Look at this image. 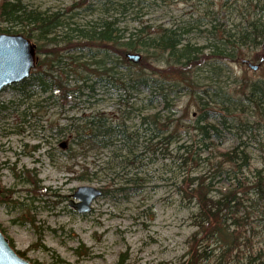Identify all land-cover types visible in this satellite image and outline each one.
<instances>
[{"label":"rangeland","instance_id":"1","mask_svg":"<svg viewBox=\"0 0 264 264\" xmlns=\"http://www.w3.org/2000/svg\"><path fill=\"white\" fill-rule=\"evenodd\" d=\"M24 2L48 13L59 12L72 27L113 20L126 37L140 29L156 34L163 28H189L186 38L196 47L217 44L206 31L213 23L236 33L257 16L256 0ZM79 44L80 49L60 44L62 63L48 65L44 60L29 77L0 92V230L33 264H182L198 229L197 215L206 211L210 198L219 199L235 187L234 165L219 150L246 141L251 164L242 175L236 173V179L253 182V173L264 169V104L258 108L242 100L243 107L220 129L223 141L215 139L218 149L204 155L212 164L191 162L180 146L197 139L194 125L201 110L194 93L203 95L207 103L202 91L212 83L235 97L244 96L238 94L243 85V91L258 82L264 86V49L245 50V57L220 63L212 57V48H203L198 53L202 66L188 69L185 80L173 75L166 54L137 68L121 64L110 79L105 71H92L99 67L94 62L103 58L102 49ZM44 49L48 52L52 47ZM37 57L39 61L44 55ZM244 60L260 68L252 70ZM205 61L216 65V78H211ZM140 73L145 78L179 79L176 90L167 95L170 104L155 89L135 81L124 85ZM54 82L66 85L67 98L61 97L64 91ZM42 83L51 90L45 91ZM155 114L163 131L154 124L146 131L147 123L142 121ZM219 116L214 114L213 119L218 121ZM99 119L105 135L89 137L88 129L83 135L85 122ZM157 132L159 137L148 142L147 137ZM217 163L220 171L215 174ZM198 174L214 177L205 197L193 191L186 179ZM83 186L102 191L86 213L71 206V201H79L73 194ZM236 199L240 203L228 215V223L243 217L246 243L253 252L261 249L264 254V200L250 188L246 193L237 191Z\"/></svg>","mask_w":264,"mask_h":264},{"label":"trees","instance_id":"2","mask_svg":"<svg viewBox=\"0 0 264 264\" xmlns=\"http://www.w3.org/2000/svg\"><path fill=\"white\" fill-rule=\"evenodd\" d=\"M124 1L127 2L128 0ZM254 7L257 16L252 21H248L246 28L240 29L236 33H232L231 29H227L221 23L218 25L213 23L212 29H207L206 31L213 35V40H217V44L213 42L212 44L210 43L211 45H204L203 47L194 46L186 38V35L190 32L189 28H163L156 34H153L149 30L140 29L126 37L119 33L116 22L113 20L105 19L85 24L81 27H72L71 22L62 20L59 12L48 13L46 10L30 7L24 0H0V33L23 34L34 41L37 45V54L44 55V58L39 59L37 66L42 64L44 60H46L48 65H54L58 61L62 63L64 56L62 57L61 51L64 48H61L60 44L68 45L72 49H80L82 46L79 43L84 42L90 47H100L104 53L103 58L94 62L99 66L93 68L92 71L94 73L99 72V70L105 71L111 79L115 76V73L118 74V72H114V68H117L121 64L123 67L137 68L139 65H145L147 60L148 63L152 58H157L158 61V57L161 59L166 54L168 57L167 63H170L175 72L173 75H178L181 77L179 79L185 80L188 69L195 65L197 68L202 66L198 63L200 61L199 58L203 57L199 56L198 53L203 48H212V57L215 60L217 58L221 59L220 63L224 61H236L240 57H245L247 55L245 50L251 52L259 47L260 49H264V0H256ZM46 46H51L52 49L47 52L44 49ZM129 52H143L147 55L143 56L140 64L134 65L126 57V54ZM52 54H54V57L50 56ZM254 55L252 57L258 59V56ZM259 61L262 62V60ZM106 63L111 64L110 68L106 67ZM204 64L210 66L209 73L212 75L211 78H216V72L219 71L216 65L214 63L208 64L206 61ZM102 71L100 73H103ZM179 79L162 80L160 78H145V75L140 73L137 74L135 80L132 78V80L128 79L124 81V85H127L130 81H135L138 86L143 85L149 87L151 90L155 89V93L160 95L166 104H170L167 95H170L171 90L177 87ZM40 80L42 81L41 76ZM165 83H168L167 87ZM52 84H56L55 88L62 90V92L64 91L61 97L67 98L66 94L68 90L65 89L66 85L61 87L62 83L60 82ZM42 85L45 91L46 89L51 90L50 86L46 87L47 84L42 83ZM135 85L134 87H136ZM216 85V83L207 85L202 91V93L208 96L209 101L207 103L203 102V95H199L197 92L194 93L201 110V114L194 125V129L197 131V139L194 143L189 145L182 144L180 146L185 155H190L191 162L207 161L208 165L212 164L210 157L204 155L206 151L213 153L215 149H218L219 142L216 143L215 139L223 141L220 129L222 126L226 127L227 123L231 121L230 118L236 114L238 109L243 107V105H240L242 104L241 100L246 101V103L249 102L252 106L258 108L264 104V86L259 82L251 84L247 91H243L246 87L243 85L240 91H238V94L242 93L244 95L242 96L243 98L223 92L222 89L219 91ZM191 86L195 88L193 85ZM87 87L90 88V86ZM226 102L229 104L225 105ZM214 114H220L218 121L213 119ZM156 118H158L157 114L149 116L147 122H145L146 120L142 121L144 124L147 123L146 131L150 130L153 124L157 131H163V128L158 126L156 121L159 120H156ZM237 119L239 118H233L232 121H237ZM241 124L245 125L242 121ZM103 127L104 122L100 119L99 122L94 120L87 121L83 129V135H87L86 130L88 129L89 137L97 138L101 134L104 136V131L106 130L102 129ZM99 129L102 133L96 132ZM92 130H95V135H92ZM160 134L161 132H157L154 135L150 134L147 137L148 142L158 138ZM78 138H81V135ZM219 151L226 162L234 165L233 171L235 172V176L236 173L242 175L243 171L251 164L245 140L239 141L238 145L232 149ZM220 165V163L216 164L217 170H215V174L220 171ZM263 171L264 169H257L253 173V182H244L240 177L236 179L233 176L234 181L232 183H234L233 186L235 187L229 193L219 199L210 198L208 200L209 203L206 205L207 212L200 211L197 215L198 221L195 224L198 229L192 235L189 250L186 254V262L182 264H264L263 251L260 249L253 252L246 243L248 237L241 228L244 223L241 220L243 217H235L232 219L233 222L228 223V219L230 220L228 215L233 214V209L240 203L236 204L237 191L240 194L246 193L247 189L250 188L253 189L260 199L264 200ZM213 178L212 176H207V174L186 177L189 180V185L193 186L192 190L198 192L199 195L203 194V197L209 193V187L212 186ZM245 183L247 184L246 187ZM246 208L248 209V205ZM231 226L233 228H229ZM201 233L203 234L202 237L200 236Z\"/></svg>","mask_w":264,"mask_h":264},{"label":"water","instance_id":"3","mask_svg":"<svg viewBox=\"0 0 264 264\" xmlns=\"http://www.w3.org/2000/svg\"><path fill=\"white\" fill-rule=\"evenodd\" d=\"M36 48L37 45L23 34L0 33V92L7 86L29 77L38 61ZM126 57L134 63H139L142 54L129 52ZM244 62L254 71L260 68V64H253L248 60H244ZM62 147H65V144H62ZM101 194L100 189L79 187L73 194V197L79 201H71V206L80 213L89 212L91 203ZM0 264H33L18 254L1 230Z\"/></svg>","mask_w":264,"mask_h":264},{"label":"bare ground","instance_id":"4","mask_svg":"<svg viewBox=\"0 0 264 264\" xmlns=\"http://www.w3.org/2000/svg\"><path fill=\"white\" fill-rule=\"evenodd\" d=\"M142 54V53H141ZM143 55V54H142ZM129 60V59H128ZM142 60H143V56H142V59H141V61L139 62V63H134V62H132V61H130L132 64H134V65H138V64H140L141 62H142Z\"/></svg>","mask_w":264,"mask_h":264}]
</instances>
